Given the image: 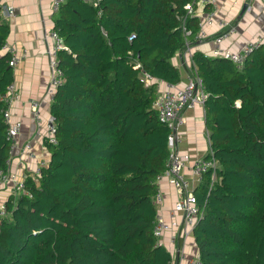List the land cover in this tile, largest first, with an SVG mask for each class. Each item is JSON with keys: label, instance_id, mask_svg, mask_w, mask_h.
<instances>
[{"label": "trees", "instance_id": "16d2710c", "mask_svg": "<svg viewBox=\"0 0 264 264\" xmlns=\"http://www.w3.org/2000/svg\"><path fill=\"white\" fill-rule=\"evenodd\" d=\"M93 1L65 0L54 17L64 45L63 81L49 108L57 143L45 144L37 173L22 175L29 196L3 199L0 264H172L153 233L156 180L169 151L153 104L157 81H179L170 60L185 44L184 5L197 0ZM197 22L186 18L190 39ZM8 33L0 22V48ZM8 57L0 55V170L9 156L1 112L13 80ZM191 59L208 93L205 124L219 166L211 187L207 172L194 191L198 257L264 264V46L241 69L200 51Z\"/></svg>", "mask_w": 264, "mask_h": 264}, {"label": "crops", "instance_id": "0c3cea01", "mask_svg": "<svg viewBox=\"0 0 264 264\" xmlns=\"http://www.w3.org/2000/svg\"><path fill=\"white\" fill-rule=\"evenodd\" d=\"M217 4L218 14L235 27V32L223 41L225 47L238 50L244 42L249 40H258L260 46H264V0H218ZM3 6H12L14 14L7 16ZM195 8L194 16L199 20L203 17L205 8L199 5ZM55 15L51 10V0H0V22L9 27L5 42L14 45L19 54L22 50L26 51L25 56L21 57L14 67H11L12 81L15 82L19 95L18 99L12 103L11 111L12 118L21 122L18 137L20 145L30 138L37 126L31 113L30 101L38 103L39 126L42 133L45 130V121L50 115L51 100L46 95L49 74L48 50L51 47L48 34L54 28ZM217 31L215 25L205 26L206 37L204 39L184 45L173 55L170 61L179 72V84L187 80V75L191 71V55L194 51H200L207 56L210 54ZM3 54H7V51L0 48V55ZM165 86V82L157 81V96ZM182 117L184 123L176 129L177 151L180 154L189 155V161L182 173L187 180V188L195 191L202 179L192 176L189 168L194 160L205 157L211 150L208 139L209 131L205 124L203 106L185 108ZM33 146L38 158L47 160L49 153L45 143L40 139H34ZM36 166L37 161L15 152L9 172H15L21 177L26 173L34 174ZM158 186L162 191V201L155 205L156 210L167 221H170V213L177 199V193L164 177L159 179ZM10 193V184L0 186V202ZM181 218L180 212L174 213V220L179 222ZM169 235L170 231H165L162 240L165 242ZM166 248L172 253L173 264H177L176 245L169 244ZM186 250L189 254L197 253L195 245L191 243H188Z\"/></svg>", "mask_w": 264, "mask_h": 264}, {"label": "built area", "instance_id": "2783aa9c", "mask_svg": "<svg viewBox=\"0 0 264 264\" xmlns=\"http://www.w3.org/2000/svg\"><path fill=\"white\" fill-rule=\"evenodd\" d=\"M64 1L65 0H51L52 12L57 14ZM84 1L95 4L93 0ZM217 2L218 0H197L196 5L204 6L205 12L203 17L197 22L198 30L193 39L188 38L191 31L186 28L185 21L187 17L194 16L196 8L190 2L184 5L185 14L181 19V32L185 37L184 45H189L192 41L204 39L206 37L205 26L215 25L218 31L214 36V47L208 56L227 59L231 61L237 69H241L246 58L260 47V42L258 40L246 41L238 50H231L225 47L223 41L235 32V27L232 23L228 22L218 14ZM3 8L7 16L14 14L12 6H3ZM48 36L51 41V47L48 50L49 74L46 95L52 100L55 91L63 81V72L58 63L57 53L60 49L64 48V45L62 38L58 35L55 29H52ZM129 39H131V36ZM1 48L6 50L7 54H9L8 65L10 67H14L20 58L26 54L25 50H22L19 54L18 49L14 45L6 42ZM141 80L148 84L151 81V78L144 72L141 76ZM18 96L16 84L14 81H11L6 86L5 93L1 97V101L4 104V108L1 112L3 122L6 124L5 138L9 144V156L6 160L7 169L0 170V186L10 184L11 191L14 193L20 192L29 196V192L24 188L22 176H18L15 172H9L10 163L15 152H19L28 159L37 161L35 169V173H37L39 168L46 164V160L38 158L37 152L33 146L34 139H40L45 144L55 145L57 143L55 137L56 128L52 116L49 115L45 121V130L42 133L39 126L38 103L30 101L31 113L37 126L32 132L30 138L26 139L22 145H20L18 137L20 134L21 122L18 119L12 118L11 111V105L16 99H18ZM207 96L208 93L203 87L202 79L196 73L192 62L191 71L187 75V80L182 84H179L178 82L166 83L164 90L161 91L159 96H157L153 104L157 111L158 120L164 123L169 129L167 136V146L169 150L167 164L165 170L156 180L157 188L153 197V202L156 205L162 201V191L158 186L161 177L166 178L168 184L171 185L177 193V199L174 202L170 213L171 220L167 221L165 217L157 211L154 218L153 233L162 244L163 233L165 231H170L168 239L171 245H176L177 247V264H202L197 253L189 254L186 250L188 246L187 238L191 236L197 219L202 216V210L199 207L194 191L187 188V180L182 173L183 168H185L189 161V155L186 153L180 154L177 151L178 137L176 129L184 123L182 117L183 110L196 105L203 106ZM218 167V163L210 150L207 156L194 160L189 169L192 176L197 177L200 180L205 173L209 172V187H211ZM175 212H180L182 214L181 221L178 222L174 220ZM5 216L6 207L3 200L0 202V219ZM173 262L174 260H172V264Z\"/></svg>", "mask_w": 264, "mask_h": 264}, {"label": "rangeland", "instance_id": "374dc122", "mask_svg": "<svg viewBox=\"0 0 264 264\" xmlns=\"http://www.w3.org/2000/svg\"><path fill=\"white\" fill-rule=\"evenodd\" d=\"M162 238H163V236H162ZM163 242H164V241H163ZM187 243L194 244V243H193L192 236H190V237L187 238ZM169 244H170V243H169V239H168V236H167V238L165 239L164 245L168 247ZM170 249H171V248H170Z\"/></svg>", "mask_w": 264, "mask_h": 264}]
</instances>
